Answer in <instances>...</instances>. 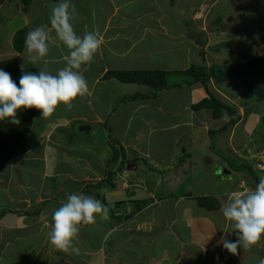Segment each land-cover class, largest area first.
I'll list each match as a JSON object with an SVG mask.
<instances>
[{
    "label": "crops",
    "instance_id": "obj_1",
    "mask_svg": "<svg viewBox=\"0 0 264 264\" xmlns=\"http://www.w3.org/2000/svg\"><path fill=\"white\" fill-rule=\"evenodd\" d=\"M12 1L6 24L16 52L15 33L23 29L25 40L33 28L49 25L51 8L59 0H0V15ZM73 3L77 34L94 31L101 40L91 65L81 69L89 92L73 101L71 111L60 105L51 117L40 118L41 135L34 117L12 159L0 163V264H259L264 248H238L234 256L217 241L237 238L221 211L224 194L254 189L263 177L234 152V145H264L259 130L260 124L264 130V100L237 87L234 92L227 81L211 78L206 91L201 83L178 82L176 76L192 65L244 62L258 46L264 49V0ZM243 48L249 54L246 49L242 54ZM222 52L232 57L221 59ZM66 56L62 46L51 47L48 71L55 75L66 65ZM20 64L24 70L32 66ZM136 70L167 72V87L154 94L150 87L105 77L111 71ZM210 95L239 115L231 129L222 130L230 119L223 107L218 117L211 109L193 108ZM97 133L103 142L95 140ZM200 148L203 156H195ZM212 149L238 164L221 162ZM214 160L211 176L192 175L193 168ZM240 160L250 164L254 176ZM129 162L135 165L130 170ZM182 183L186 189L180 191ZM74 192L94 196L111 210L107 221L97 218L95 224L81 226L79 254L54 250L47 235L53 210ZM203 197L208 200L198 204ZM123 207L132 213L128 220L111 215Z\"/></svg>",
    "mask_w": 264,
    "mask_h": 264
},
{
    "label": "clouds",
    "instance_id": "obj_2",
    "mask_svg": "<svg viewBox=\"0 0 264 264\" xmlns=\"http://www.w3.org/2000/svg\"><path fill=\"white\" fill-rule=\"evenodd\" d=\"M77 17L73 0H59L51 8L49 25L33 28L24 40V59L33 67H39V71L23 73L17 85L10 73L0 69V121L19 125L20 109H38L43 118L51 117L60 105L71 111L73 101L89 92L81 69L86 71L91 65L101 49V40L94 31L78 35L74 29ZM54 46L67 50L66 65L55 75L48 71L46 59ZM224 195L226 199L221 211L235 229L237 238L230 241L221 236L217 246L222 245L234 256L238 254V248L246 252H251L254 246L264 248V243H261L264 237V177L259 179L254 189ZM113 213L115 217L130 214L126 207ZM97 218L107 221L109 206L91 195L68 194L52 212L51 229L47 234L50 245L60 252L79 254L80 249L76 245L80 228L95 224ZM210 239L211 236L205 239L203 245ZM259 264H264V259H260Z\"/></svg>",
    "mask_w": 264,
    "mask_h": 264
},
{
    "label": "trees",
    "instance_id": "obj_3",
    "mask_svg": "<svg viewBox=\"0 0 264 264\" xmlns=\"http://www.w3.org/2000/svg\"><path fill=\"white\" fill-rule=\"evenodd\" d=\"M14 38V49L18 52L22 51L24 44V30L21 29L17 31L14 35ZM0 69H3L4 71L10 73L12 79L17 83V85H19V78L23 73L28 71L38 72V70L33 68L25 70L21 69L17 64L16 59L0 60ZM222 69L223 70L219 69L216 65H192L185 71V73L191 77L188 79H190L192 83H201L205 87L206 91L208 90L207 84L211 78L218 81L232 80L234 82H239V85L240 83H244V86L246 87L244 92L248 95H253L257 101L264 100V54L254 59H248L241 64L230 65L229 67L225 66ZM234 71L237 72L232 76L230 72ZM167 75V72L159 70H136L111 71L107 72L105 74V77L116 78L122 83L137 84L150 87L151 89H153V92L155 94L157 91L167 87ZM222 107L227 111L230 118L229 122L222 129L223 131H225L227 128L231 127L239 120V115L236 111H234L232 107L223 105L211 95L193 106L194 109H211L214 117H218L221 115V113L219 112L221 110L219 109ZM18 116L20 119L19 125H13L7 121H0V163L10 161L15 153L17 146L27 137L32 126L34 110L20 109L18 112ZM255 149L258 148L256 147ZM248 162H251V164H253L252 160H249ZM246 167L248 168V170L251 169V166ZM251 172L252 170H250V173ZM251 175L254 176L253 173H251ZM256 181L258 183L259 180L256 179ZM99 183L98 187L102 188L103 186L101 185L104 182L100 181ZM109 184H111L110 181ZM207 200L208 198L206 197L198 198V204L204 205ZM110 211L111 210H109V212ZM111 215H114V213H111ZM131 216L132 213H130L124 219L128 220Z\"/></svg>",
    "mask_w": 264,
    "mask_h": 264
},
{
    "label": "rangeland",
    "instance_id": "obj_4",
    "mask_svg": "<svg viewBox=\"0 0 264 264\" xmlns=\"http://www.w3.org/2000/svg\"><path fill=\"white\" fill-rule=\"evenodd\" d=\"M26 1V3H28V0H25ZM14 4V2L12 1V3H11V5H10V7H5L4 9H3V13H2V15H0V60H4V59H17V63L18 64H20V63H22L23 61H26L25 59H24V56H25V52H15L14 50H13V44H12V42H11V38H10V34L8 35V28H7V21L11 18V12H12V10H13V7H11L12 5ZM9 6V5H8ZM28 8V7H27ZM9 12V13H8ZM3 19V20H2ZM14 39L15 38H13V41H14ZM254 48V47H253ZM252 48V49H253ZM245 49L246 48H243L241 51H242V54H244V52H245ZM251 51V50H250ZM246 52H247V54H249L248 53V49H246ZM263 53H264V49H263V47H259L258 46V49H254L249 55H250V57H252V59H254V58H256V57H258V56H261V55H263ZM219 56H220V58L221 59H225V60H229L230 58L229 57H232V54H229L228 55V53H225V52H222V53H219ZM246 58H247V55H246ZM242 62L241 61H237L236 62V64H241ZM216 64H218V65H216V66H218V68L219 69H221V70H223L222 68L223 67H225V66H227V67H229L230 65H235V63L234 64H230L229 62L227 63V62H225V63H222V64H220V62H218V63H216ZM20 65H22L23 66V64H20ZM42 66V65H41ZM29 68H35V69H37L38 71H39V67H33V66H29ZM237 71H234V72H230V74L233 76V75H235V73H236ZM236 76H239V75H236ZM176 78H177V81L179 82L180 80H183V79H188V78H191L190 76H188V74H182V76L181 75H177L176 76ZM216 80V79H215ZM216 81H218V80H216ZM244 81V80H243ZM230 82L231 83H233V86L231 87L230 86ZM227 85H229V88L231 89V90H233L234 92H237L238 91V89L239 90H242V91H245V84L244 83H240V85H239V82H234V81H232V80H230V81H227ZM207 86H209V84H207ZM238 89H237V88ZM246 94V93H245ZM214 98L216 99V97L214 96ZM243 98V97H242ZM217 100V99H216ZM263 102V101H262ZM261 107L260 108H264V105L263 104H261L260 105ZM257 109H258V111H261L260 109H259V107H257ZM33 110H34V116L36 117V120H37V129L39 130L38 132H37V134H43L44 132H41L42 130H43V125L44 124H42V122H41V119L40 118H42V114H41V112L38 110V109H35V108H33ZM220 110V109H219ZM233 110V109H232ZM264 110V109H263ZM235 111V110H234ZM35 119V118H34ZM233 127V126H232ZM231 127V128H232ZM260 131L262 130V131H264L263 130V124H260ZM231 128H229V129H231ZM261 131V132H262ZM88 137L87 138H89V135H87ZM94 140V137L92 138V139H90V141H93ZM95 140L97 141V142H103L104 141V138H103V136L101 135V133H97L96 134V136H95ZM228 140H229V143H230V145H232L231 143L233 142V140H232V138L231 137H229L228 138ZM243 145H244V147H243ZM259 146H261V145H259ZM259 146H257V148H260ZM232 147H233V145H232ZM261 147H263V146H261ZM242 148H243V150H242ZM39 149V148H38ZM234 152L237 154L238 152V155L240 156V157H242V156H244V157H248V156H251L252 154H254V151H253V146H251V145H247V144H244V143H240L239 145H234ZM243 151V152H240V151ZM212 151H213V149H212ZM214 152V151H213ZM216 155H219V157L222 159L221 160V162H223V160L224 161H226V162H228L229 164H232V163H234L235 164V166H233V167H236V164H238V161H236L234 158H232L231 156H228L224 151H221V153H218V152H214ZM194 154H195V156L196 155H198L199 157H201V156H203L202 155V149L200 148V150H195V152H194ZM209 157H211L212 159H214L215 158V156H213V155H210ZM201 160H203V158L201 159ZM249 161V160H248ZM251 161V160H250ZM239 163L241 164V165H244L245 167L246 166H250V164H247V163H245V162H243V161H239ZM127 164H125V166H126ZM252 165V168H253V164H251ZM217 166V164H216V162H215V160H214V162L212 163V164H207V163H204V162H202L197 168H193V172H192V175L195 177V176H200V175H203L204 173H206L207 175H209V176H211V174H210V171H212L213 169H214V167H216ZM254 173H255V175H257L258 176V173L256 172V171H254ZM261 174H263L262 172H261ZM221 177H224V176H221ZM221 177H219V178H221ZM187 178H188V174H187ZM233 177H231L230 179H232ZM130 182V181H129ZM140 184V183H139ZM165 184V183H164ZM224 184H227V181H224ZM103 185H105V183H103L101 186H103ZM162 189H164V187L162 188ZM186 189V183H182L181 185H180V187H179V190L180 191H183V190H185ZM2 210H5L6 212L7 211H9L10 210V207H9V205H5V203L2 205Z\"/></svg>",
    "mask_w": 264,
    "mask_h": 264
},
{
    "label": "built area",
    "instance_id": "obj_5",
    "mask_svg": "<svg viewBox=\"0 0 264 264\" xmlns=\"http://www.w3.org/2000/svg\"><path fill=\"white\" fill-rule=\"evenodd\" d=\"M253 151L254 154H252L251 156H248L246 158L247 160H252L253 161V168H255V170L260 171L263 173V177H264V146L260 147L258 149H255L253 147Z\"/></svg>",
    "mask_w": 264,
    "mask_h": 264
},
{
    "label": "water",
    "instance_id": "obj_6",
    "mask_svg": "<svg viewBox=\"0 0 264 264\" xmlns=\"http://www.w3.org/2000/svg\"><path fill=\"white\" fill-rule=\"evenodd\" d=\"M88 129H89V127H86V126H80V127H79V130H88ZM134 166H135L134 163L130 162V163L128 164V166H127V169L130 170V168H131V167H134ZM222 173H223V174H224V173H228V171L223 170Z\"/></svg>",
    "mask_w": 264,
    "mask_h": 264
}]
</instances>
